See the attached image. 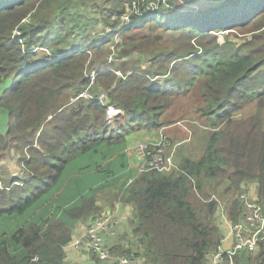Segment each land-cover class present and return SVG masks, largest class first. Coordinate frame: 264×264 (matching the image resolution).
<instances>
[{
	"label": "trees",
	"instance_id": "16d2710c",
	"mask_svg": "<svg viewBox=\"0 0 264 264\" xmlns=\"http://www.w3.org/2000/svg\"><path fill=\"white\" fill-rule=\"evenodd\" d=\"M128 1L0 0V163L14 149L23 173H0V264H62L71 228L114 202L131 209L132 240L110 247L113 258L207 264L224 237L219 211L239 219L253 182L264 204V0H187L198 9L175 2L133 17L107 63L111 17ZM257 31L253 46L231 38ZM92 71L90 97L78 96ZM183 119L185 139H204L198 157H177L170 171L131 168L134 134ZM233 264H264V242Z\"/></svg>",
	"mask_w": 264,
	"mask_h": 264
},
{
	"label": "built area",
	"instance_id": "2783aa9c",
	"mask_svg": "<svg viewBox=\"0 0 264 264\" xmlns=\"http://www.w3.org/2000/svg\"><path fill=\"white\" fill-rule=\"evenodd\" d=\"M199 2H205L208 0H196ZM180 2L183 6H189L191 10H197V3H187V0H130L126 2L125 9L120 14L112 15V20H117V28L115 34L113 35L112 41L109 44L110 51L107 53V63L112 62L115 56V45L119 41L118 35L120 30H122L133 17H143L148 13L159 11L164 8L172 7L171 3ZM119 30V31H118ZM46 50V48H43ZM149 62H147L148 64ZM113 72L120 77H124L129 71L124 75L119 69H112ZM96 72L92 71L90 73V84L83 90L78 96L84 98L90 97V86L94 82ZM99 101L103 102L106 97L104 92H99L97 95ZM106 113L113 118H118L122 114V110L118 107L116 108L112 104L105 105ZM168 139L163 133H159V138L154 142H139L135 147V152L138 157V171L156 169L159 171H170L173 168H177L174 165L172 152H168L167 148ZM239 200L241 202L242 211L240 212V218L235 221H228L220 210L221 219L227 224L228 234L231 243L227 244L224 236L221 239V244L217 248L209 253L207 264H233V255L238 251L254 252L258 247L260 242H264V204L257 201L256 198L248 196L246 192H242L239 195ZM106 214H108L106 212ZM101 218L96 217V223L100 226V230L105 229L109 223L107 222L109 215L106 217L102 213ZM92 223V222H91ZM113 225L119 224V219L112 222ZM90 226V225H89ZM87 226V227H89ZM89 235L81 234L74 239L71 238L70 242L65 246H71L75 249L83 248L89 244ZM102 238L99 237L94 239L93 245L90 249L94 252L95 256L102 262L107 264L110 260H114L115 264H131L139 260H131L130 256H121L113 258L110 247H105L101 244ZM132 240L130 229L128 231L126 240L122 245L128 246L129 241ZM88 247V246H87ZM139 251V250H136ZM130 255H133L132 253Z\"/></svg>",
	"mask_w": 264,
	"mask_h": 264
},
{
	"label": "rangeland",
	"instance_id": "374dc122",
	"mask_svg": "<svg viewBox=\"0 0 264 264\" xmlns=\"http://www.w3.org/2000/svg\"><path fill=\"white\" fill-rule=\"evenodd\" d=\"M176 3H178L180 6H183L180 2H176ZM187 3H189V2H187ZM125 7H126V3L123 4V9H125ZM183 7H187V6H183ZM110 28H111L110 25H107L104 27V30H109ZM225 32H227V31H225ZM260 32L261 31L243 34V35H245L244 37H246L244 40H241L242 37H239V36H236V37L231 36V35L230 36H231V38H233L234 41H236L238 43L243 41V42H247V44L249 46H253L254 44H257L259 41H253L252 36H253V34H259ZM218 39L220 41L222 40L221 34H218ZM120 41H121V39L119 38V41L117 42V44H120ZM139 59L142 60V63L147 60V58L145 56L140 57ZM126 60H128L129 64L137 62L136 56H132L130 58H125V61ZM119 61L122 62L123 59H119ZM115 65H117V64H115ZM195 100H196L195 96L191 97L190 103L195 102ZM178 106H179V104L175 103L172 108L176 109V108H178ZM242 111L245 115L254 113L255 112V106L253 103L248 104ZM189 114L192 117L197 116V114H195L193 109L189 110ZM165 115L166 114H164V116ZM174 116L177 117L178 114L176 113ZM113 118H114V116H113ZM178 121H181V122L173 123V124L164 128V133L168 139V144H167L168 149L167 150H168V152H172L173 162H174L175 166H176L177 157L178 158H181V157H194V158L198 157L201 154V152L203 150V146H204V139H203L202 135H197L192 140L185 139L186 137L188 138V137L192 136V133L190 134V132L192 130V124L189 121H186L184 119L178 120ZM0 128L2 130H4L5 127L3 124H0ZM154 133H155L154 131H149V132H138V133L134 134L136 141L133 145H135L138 141L139 142H143V141L148 142L149 141L148 139L152 138ZM151 142H154V141H151ZM133 148H134V146H130L128 151L133 152ZM21 157H22V154L20 152L15 151L14 149H11L8 153H6L4 159L0 163V173L2 174V178H4V175H8L10 177L11 176L21 177V175H23V173L21 172V168H22ZM135 163L136 162L134 161V163H132V165H134ZM131 168L137 169V164ZM0 180H1V182H3L2 181L3 179H0ZM247 194H248V196L249 195L250 196L255 195V183L254 182L252 184H250V188H249V191ZM110 208H112V207H110ZM109 212H107L108 214H106V212H104V216L107 217L109 215V218L107 220L109 225L103 230H100V226L95 224L96 218L92 221V223L90 224L89 227H87L85 224H83V225H78L74 228L73 227L71 228L72 239H74L76 236L77 237L80 236L83 233L88 234L90 236L89 240H88L89 244L87 245L88 247L84 246L83 248H79V249H75L71 246L64 247L65 256H64V259L62 261V264H94V261H92V256H94L95 254L90 249V247L93 245V242H94L93 240L101 237L102 238L101 244L105 247H109L110 242H108L106 240V238L108 235L114 234V231H115L116 227L118 226V225H115L112 229V232H111L110 228L113 225L112 222L114 220H116L117 218ZM97 218H101V216H97ZM218 218H221L220 211L218 213ZM219 221H220V219H219ZM121 225H122V229L120 231H118L117 236L115 237V239H113V241L117 242L118 244L125 242L129 228H130L129 223L128 224H121ZM75 230L77 231V233H79L78 235H77V233H75ZM119 248L120 247L118 246V249ZM120 249L122 250V248H120ZM258 251H259V247L254 252H252V254L255 255ZM102 264H105V263H102Z\"/></svg>",
	"mask_w": 264,
	"mask_h": 264
},
{
	"label": "crops",
	"instance_id": "0c3cea01",
	"mask_svg": "<svg viewBox=\"0 0 264 264\" xmlns=\"http://www.w3.org/2000/svg\"><path fill=\"white\" fill-rule=\"evenodd\" d=\"M154 135L152 138L148 139L149 141L148 142H151V141H157L158 138H159V134L160 132H163L164 133V128H160L158 129L157 131H154ZM165 134V133H164ZM135 136L133 135L130 139H129V142H128V146H127V153L129 155V160H130V165L131 167L135 166L136 164L138 165V157L136 155V152H135V147L136 145L139 143V141L133 145L135 143ZM130 146H134L133 148V152H129L128 149ZM133 156V157H132ZM134 161L136 162L134 165H132V163H134ZM107 212L113 214L117 219H119V224L118 226L116 227L115 231H114V234L112 235H108L106 240L108 242H110V245L109 247H113V246H119L121 245L122 243H117L115 241H113V239H115V237L117 236V233L118 231H120L122 229V225L121 224H128L130 225V228H131V218H130V214H131V209L129 206H124V204L122 202H114L113 205H112V208H107L106 209ZM221 229H222V232L224 234V236L227 237V239H225V242L227 244L231 243L230 241V237L229 234H228V227H227V224L225 222L221 223ZM78 225H83V224H78ZM77 225V226H78ZM115 225H112L110 230L112 232V229ZM129 228V229H130ZM75 233H77V231L75 230ZM79 233H77L78 235ZM77 237V236H76ZM93 261V260H92ZM131 264H138L137 261H134L133 263Z\"/></svg>",
	"mask_w": 264,
	"mask_h": 264
}]
</instances>
